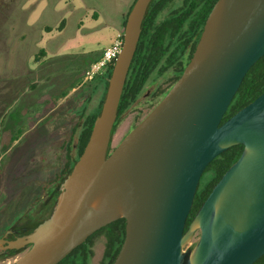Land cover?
Returning a JSON list of instances; mask_svg holds the SVG:
<instances>
[{"label":"water","instance_id":"obj_1","mask_svg":"<svg viewBox=\"0 0 264 264\" xmlns=\"http://www.w3.org/2000/svg\"><path fill=\"white\" fill-rule=\"evenodd\" d=\"M152 1L136 0L128 14L101 112L50 215L21 236L8 239L10 229L0 238V256L25 250L13 264H58L118 219L126 235L113 264H254L264 255V92L221 124L264 56V0H218L181 77L110 151ZM236 145H244L241 157L185 230L204 170Z\"/></svg>","mask_w":264,"mask_h":264},{"label":"rangeland","instance_id":"obj_2","mask_svg":"<svg viewBox=\"0 0 264 264\" xmlns=\"http://www.w3.org/2000/svg\"><path fill=\"white\" fill-rule=\"evenodd\" d=\"M134 1L0 0V238L50 215L57 187L43 184L65 164V142L72 136L75 146L103 91L100 78L85 81V73L123 32ZM169 76L151 82L121 117L113 148L151 111V93ZM105 243L104 235L96 240L90 264L101 262ZM24 252L2 255L0 264Z\"/></svg>","mask_w":264,"mask_h":264},{"label":"trees","instance_id":"obj_3","mask_svg":"<svg viewBox=\"0 0 264 264\" xmlns=\"http://www.w3.org/2000/svg\"><path fill=\"white\" fill-rule=\"evenodd\" d=\"M217 1L218 0H153L151 2L143 22L141 38L123 90L118 110V118L113 133L121 117L136 103L153 75H163L172 69L176 74L175 80H177L183 74L185 67L191 61L193 56L192 52L195 50L199 38L202 35L206 20ZM171 5L176 6L172 9L170 15L160 20L162 13ZM128 14L124 21V27ZM64 24L65 20H62L59 28L64 26ZM190 45L191 51L190 54H187ZM42 53H44V51H42ZM114 64L115 61L108 66L103 74L98 75L92 80L95 81L97 78H100V83L103 84L100 102L94 111L85 115L75 146L72 144V136L65 142V164L56 173L54 179L44 182L43 188L45 190L51 189L53 185L58 187L84 152L95 119L101 112ZM263 92L264 56L254 64L246 74L221 124L254 101ZM78 126H80V123L77 127ZM74 147H76L75 156H72ZM243 150L244 145L233 146L217 156L206 167L201 176L185 230H187L215 185L223 177L225 172L241 157ZM102 235L105 236L106 243L103 258L99 264H113L125 239V219H118L89 236L83 244L75 248L58 264H90V260L94 255L93 247L96 240ZM254 264H264V255Z\"/></svg>","mask_w":264,"mask_h":264},{"label":"flooded vegetation","instance_id":"obj_4","mask_svg":"<svg viewBox=\"0 0 264 264\" xmlns=\"http://www.w3.org/2000/svg\"><path fill=\"white\" fill-rule=\"evenodd\" d=\"M176 5H171L169 6L160 16V20L165 19L166 17H168L172 11L173 8H175ZM167 12V13H166ZM166 13V14H165ZM205 26V25H204ZM204 30V27H203ZM201 38V37H200ZM199 38V40H200ZM199 43V41H198ZM198 45V44H197ZM197 47V46H196ZM196 49V48H195ZM191 51V45L187 50V54H190ZM195 51V50H194ZM194 51L192 52V54H194ZM193 57V56H192ZM192 59V58H191ZM190 63V62H189ZM188 63V64H189ZM187 64V65H188ZM187 67V66H186ZM185 67V68H186ZM167 75H170L169 77H167V79L165 81L168 80V82L165 83V81L163 83H159L158 85H156V87L154 88L153 92L151 93V98L154 100L155 104L153 105V108L151 109V111L159 104V102L165 97V95L170 91V89L173 87V85L176 83V81L181 77H179L177 80L176 79V74L174 73V71L171 69L169 71H167L166 73H164L163 75H153V77L149 80V82L146 85L147 86L151 83V82H157V80H159L160 78L166 77ZM145 88V89H146ZM144 89V90H145ZM148 93H150V91L148 90ZM150 111V112H151ZM149 112V113H150ZM148 113V114H149ZM147 114V115H148ZM146 115V116H147ZM145 116V117H146ZM144 117V118H145ZM143 118V119H144ZM141 119L137 124H135V126L122 138V140L117 144V146L123 141V139L143 120ZM117 128V127H116ZM116 129L114 131V135H115ZM113 135V136H114ZM112 144H113V139H112ZM111 144L110 147V151L114 150L116 147L113 148ZM45 208H47V204L45 203ZM45 219V218H44ZM43 220V219H42ZM41 220H38L35 223H31V222H27L26 224L22 225V226H17V225H13L11 227V229L14 231V234L10 235L8 237V239L12 240L14 239L16 236H21L22 234L26 233L27 231H29L30 229L34 228L36 225H38L40 223ZM31 246H29L28 248H30Z\"/></svg>","mask_w":264,"mask_h":264},{"label":"built area","instance_id":"obj_5","mask_svg":"<svg viewBox=\"0 0 264 264\" xmlns=\"http://www.w3.org/2000/svg\"><path fill=\"white\" fill-rule=\"evenodd\" d=\"M124 44V30L117 33L112 43L106 47L100 58L91 63L85 73V81H92L98 75L103 74L108 66L116 61Z\"/></svg>","mask_w":264,"mask_h":264}]
</instances>
